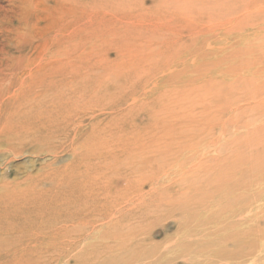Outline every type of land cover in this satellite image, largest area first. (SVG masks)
Instances as JSON below:
<instances>
[{"label":"rangeland","instance_id":"rangeland-1","mask_svg":"<svg viewBox=\"0 0 264 264\" xmlns=\"http://www.w3.org/2000/svg\"><path fill=\"white\" fill-rule=\"evenodd\" d=\"M0 200V264H264V0H0Z\"/></svg>","mask_w":264,"mask_h":264},{"label":"bare ground","instance_id":"bare-ground-1","mask_svg":"<svg viewBox=\"0 0 264 264\" xmlns=\"http://www.w3.org/2000/svg\"><path fill=\"white\" fill-rule=\"evenodd\" d=\"M7 98V97H6ZM35 139H37V138H35ZM23 142V141H22ZM7 193H9V192H7ZM240 195H242V194H240ZM239 195V196H240ZM4 196V195H3ZM3 198V197H2ZM233 198V197H232ZM234 198H236V197H234ZM241 198V197H240ZM242 198H243V196H242ZM2 200V199H1ZM0 200V201H1ZM131 202V201H130ZM232 202V201H231ZM230 202V203H231ZM1 203V202H0ZM3 203V202H2ZM237 203H238V201H237ZM241 203V202H240ZM235 205H237V204H235ZM234 205V206H235ZM239 205V204H238ZM237 205V206H238ZM240 205H242V204H240ZM239 205V206H240ZM244 207V206H243ZM242 206H240V208H243ZM246 207V206H245ZM57 208V207H56ZM56 208H53V211H55L54 212V214L55 215H57V216H60L59 214H58V212H57V209ZM234 208V207H233ZM94 209V208H93ZM130 209V208H129ZM242 211H243V209H241ZM239 211V210H238ZM245 212V211H244ZM243 213V212H242ZM246 213V212H245ZM97 215H99L98 213H97ZM115 214L113 213V215H111V219L113 218V216H114ZM245 215V214H244ZM54 216V215H53ZM57 216H55V217H57ZM235 216V215H234ZM236 216H237V214H236ZM86 217V216H85ZM109 217V216H108ZM230 217H232V215L230 216ZM60 218V217H59ZM99 218H101V215H99ZM236 218V217H235ZM237 218H238V216H237ZM239 218H240V216H239ZM58 219V218H57ZM230 220V219H229ZM228 220V221H229ZM240 220V219H239ZM74 221V220H73ZM72 221V222H73ZM233 221V220H232ZM224 222V221H223ZM235 222V221H234ZM239 222V221H238ZM251 222V221H250ZM47 223H49V222H47ZM240 223V222H239ZM246 223H249V222H244L243 224H245L246 225ZM224 224H226V222L224 223ZM223 223L221 224V225H224ZM67 225V224H66ZM230 224L229 223H227V226H229ZM226 226V225H225ZM231 227L232 226H234L233 224L232 225H230ZM235 226H237V225H235ZM234 226V227H235ZM223 227V226H222ZM233 227V228H234ZM226 228V227H225ZM224 228V229H225ZM230 228V227H229ZM248 229V228H247ZM232 230V229H231ZM241 230V229H240ZM240 230H238V231H240ZM238 231H236V232H238ZM242 231V230H241ZM247 231H249V229L247 230ZM246 232V229L244 228V232H242V233H245ZM232 233V232H231ZM230 233V234H231ZM239 233V232H238ZM238 233H236V235L235 236H237V234ZM241 232H240V234H242ZM247 233V232H246ZM78 234H79V232H78ZM233 234H235V232L233 233ZM233 234H231V235H233ZM240 234H238V235H240ZM117 236H120V235H124V234H121V231L120 230H118L117 231V234H116ZM228 236V235H227ZM234 236V237H235ZM233 237V236H232ZM233 237V238H234ZM240 237H244V239H243V241H245V242H243L241 239H238L239 240V242H241V244L243 245V243H245L241 248V254H239L238 252H236V253H234V254H231L233 251H231V253L229 254V255H225V256H227V260H229V261H226L225 263L226 264H230V263H233V264H249L248 263V261H249V257H251V256H249V254H248V245H247V243H246V236L245 235H242V236H239L238 238H240ZM63 238V237H62ZM233 238H231L232 240H233ZM236 238V237H235ZM235 238H234V245L235 244H237V246H239L238 244H240L239 242H238V240H237V238H236V240H235ZM60 239V237H57V241ZM227 238H225V240H226ZM228 240V239H227ZM226 240V241H227ZM241 240V241H240ZM59 241H62L61 239L59 240ZM252 241V243H253V240H251ZM228 244H229V242H227ZM251 243V242H250ZM61 244H63V243H61ZM66 244V243H65ZM249 244V243H248ZM60 244L58 243V244H55V245H47L46 247V252H49V250L51 251V250H53V249H56L57 248V246H59ZM69 245V244H68ZM193 245V244H192ZM208 245V244H207ZM234 245L232 244V248H236V247H234ZM195 246V245H194ZM201 246H203V245H201ZM236 246V245H235ZM62 247H64V244L62 245ZM203 247H205V246H203ZM229 247V246H228ZM227 247V248H228ZM192 248H194V247H192ZM214 248V247H213ZM212 248V249H213ZM218 248V247H217ZM240 248V246L238 247V248H236V249H239ZM245 248V249H244ZM223 249V248H222ZM252 249H254L253 247H252ZM256 249V248H255ZM254 249V250H255ZM190 250V249H189ZM193 250V249H192ZM202 250V249H201ZM196 251V250H195ZM194 251V252H195ZM227 251H229V249H227ZM236 251V250H235ZM240 251V250H239ZM250 251H252L251 250V247H250ZM249 251V252H250ZM206 252V251H205ZM204 252V253H205ZM254 252V251H253ZM56 252H54V257L53 258H51L52 260H54L55 261V254ZM67 253V252H66ZM216 253H218L217 251H216ZM216 253H214V254H216ZM221 253H223V252H220V254ZM207 254H209V252L207 253ZM219 254V256H221ZM228 254V253H227ZM252 254V253H251ZM155 255V254H154ZM127 257L126 258H122V260H121V258H118V257H116V258H110V259H108V258H104L102 261H97V262H95L94 264H141V262H143L144 261V259H142L141 261L140 260H137V258L135 259V258H133V256H135V257H137L136 255H134L133 253H128V255H126ZM219 256H217V257H219ZM263 256V255H262ZM217 257L215 256L212 260H210L209 262H211V263H213V264H218V261L219 260H217ZM224 257V256H223ZM223 257H221V258H223ZM146 259H149L148 258V256L147 257H145ZM59 259V258H58ZM96 259V258H95ZM42 260V259H41ZM195 260V259H194ZM225 260H226V258H225ZM220 261H223V260H220ZM219 261V262H220ZM231 261V262H230ZM28 262V261H27ZM57 262V261H56ZM157 262V261H156ZM216 262V263H215ZM253 262V261H252ZM41 263V262H40ZM43 263V262H42ZM41 263V264H42ZM161 263V262H160ZM44 264V263H43ZM46 264H55L54 262H52V261H50V263L48 262V263H46ZM64 264V263H63ZM150 264H153L152 263V261L150 262ZM204 264V263H203Z\"/></svg>","mask_w":264,"mask_h":264}]
</instances>
